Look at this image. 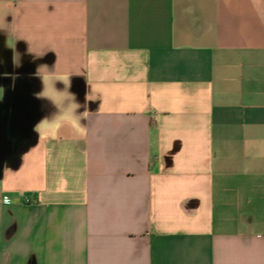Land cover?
Masks as SVG:
<instances>
[{
  "label": "crops",
  "instance_id": "1",
  "mask_svg": "<svg viewBox=\"0 0 264 264\" xmlns=\"http://www.w3.org/2000/svg\"><path fill=\"white\" fill-rule=\"evenodd\" d=\"M53 72L87 134L14 137L0 264H264V0H0L9 124Z\"/></svg>",
  "mask_w": 264,
  "mask_h": 264
},
{
  "label": "water",
  "instance_id": "2",
  "mask_svg": "<svg viewBox=\"0 0 264 264\" xmlns=\"http://www.w3.org/2000/svg\"><path fill=\"white\" fill-rule=\"evenodd\" d=\"M22 92V88L18 87L14 96L8 99V104L13 107L11 123L9 124L8 117L3 118L0 114V179L6 162L11 159L18 147L13 141L14 137L25 134L31 138L34 127L43 116L39 100L31 93L27 95Z\"/></svg>",
  "mask_w": 264,
  "mask_h": 264
},
{
  "label": "clouds",
  "instance_id": "3",
  "mask_svg": "<svg viewBox=\"0 0 264 264\" xmlns=\"http://www.w3.org/2000/svg\"><path fill=\"white\" fill-rule=\"evenodd\" d=\"M42 81L44 89L41 93L37 94L38 98L51 100L60 109V114L52 120L45 118L38 125H36L35 130L41 135L42 129L50 127L59 121H63L70 122L75 127V130L79 135H86L87 128L82 125L80 121L81 119H87L88 112L85 111L80 115H76V110L80 107V105L75 102L74 95L67 91V89L71 87L69 75H56L55 72H53L49 73V75H43ZM54 81L62 82L65 86L64 91H57L53 86ZM49 82L51 83L49 84ZM50 91L55 93V95H51ZM66 101L67 104L65 106Z\"/></svg>",
  "mask_w": 264,
  "mask_h": 264
},
{
  "label": "flooded vegetation",
  "instance_id": "4",
  "mask_svg": "<svg viewBox=\"0 0 264 264\" xmlns=\"http://www.w3.org/2000/svg\"><path fill=\"white\" fill-rule=\"evenodd\" d=\"M26 141H22L20 144V148H22L25 145Z\"/></svg>",
  "mask_w": 264,
  "mask_h": 264
}]
</instances>
